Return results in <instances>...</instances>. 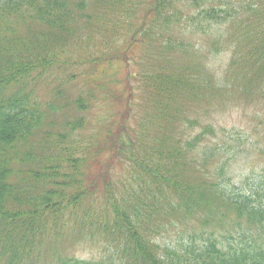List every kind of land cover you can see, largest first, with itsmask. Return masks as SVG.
I'll return each instance as SVG.
<instances>
[{
	"label": "trees",
	"instance_id": "obj_1",
	"mask_svg": "<svg viewBox=\"0 0 264 264\" xmlns=\"http://www.w3.org/2000/svg\"><path fill=\"white\" fill-rule=\"evenodd\" d=\"M228 82L263 94L264 0H0V264H264V185L201 118Z\"/></svg>",
	"mask_w": 264,
	"mask_h": 264
},
{
	"label": "rangeland",
	"instance_id": "obj_2",
	"mask_svg": "<svg viewBox=\"0 0 264 264\" xmlns=\"http://www.w3.org/2000/svg\"><path fill=\"white\" fill-rule=\"evenodd\" d=\"M193 37L191 43L194 46L196 55L202 57V60L205 61L212 72L213 84L218 87L215 80L224 83L222 69L225 70V66L229 61V52L221 49L219 53L214 54L211 49L206 48L202 41L203 37L199 35H193ZM198 47L199 49L196 50ZM66 66L64 65V67ZM118 72V76H121L122 71ZM115 79L117 80V78ZM227 84L228 89L222 92L223 98L221 100L217 99L202 106L201 113L203 115L201 118L203 121H211L213 125L219 128L218 136L214 138V142L220 143L223 147L222 150L227 149L223 157V159H227L226 183L231 187L232 193L235 194L239 190L250 191L258 188L260 183L264 185L262 173L264 169V98L260 102H251L250 100L254 99L256 94L244 99L236 91L235 86H232L230 82ZM207 94L214 95V92ZM261 96L262 93L258 95V98ZM245 102L249 103L245 104ZM188 130L193 132V129ZM239 136L241 138H238ZM118 171L120 169L117 166L111 168V173ZM119 176L120 174H115V178ZM169 234L163 233L160 235V240L166 242L174 240L175 237L173 235L169 236ZM107 248L101 242L85 240L79 243L72 252L79 257L95 258L100 256Z\"/></svg>",
	"mask_w": 264,
	"mask_h": 264
}]
</instances>
